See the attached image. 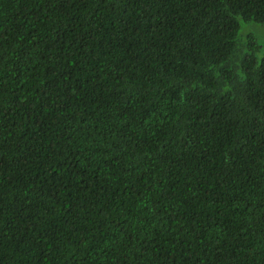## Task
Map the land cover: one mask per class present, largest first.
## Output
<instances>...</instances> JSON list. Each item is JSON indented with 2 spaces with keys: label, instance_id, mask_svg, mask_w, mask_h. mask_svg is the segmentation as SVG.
<instances>
[{
  "label": "trees",
  "instance_id": "obj_1",
  "mask_svg": "<svg viewBox=\"0 0 264 264\" xmlns=\"http://www.w3.org/2000/svg\"><path fill=\"white\" fill-rule=\"evenodd\" d=\"M264 0H0V264H264Z\"/></svg>",
  "mask_w": 264,
  "mask_h": 264
},
{
  "label": "rangeland",
  "instance_id": "obj_2",
  "mask_svg": "<svg viewBox=\"0 0 264 264\" xmlns=\"http://www.w3.org/2000/svg\"><path fill=\"white\" fill-rule=\"evenodd\" d=\"M249 36L253 37L258 45L257 59L260 61L263 56L264 24L241 23L237 38L238 42L242 45L246 44Z\"/></svg>",
  "mask_w": 264,
  "mask_h": 264
}]
</instances>
